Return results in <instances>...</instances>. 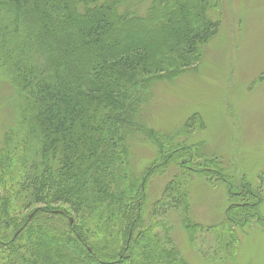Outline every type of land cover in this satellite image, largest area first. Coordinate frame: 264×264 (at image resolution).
<instances>
[{"label":"trees","instance_id":"16d2710c","mask_svg":"<svg viewBox=\"0 0 264 264\" xmlns=\"http://www.w3.org/2000/svg\"><path fill=\"white\" fill-rule=\"evenodd\" d=\"M145 2L0 0V82L17 101L0 147V264H189L165 220L173 210L191 245L204 235L230 261L237 229L264 225V170L239 191L219 178L224 220L193 222L192 176L214 179L202 143L176 141L204 122L195 114L168 137L144 121L151 87L194 68L218 35L221 0H150L140 14ZM137 134L158 150L141 173ZM171 165L151 201L152 178Z\"/></svg>","mask_w":264,"mask_h":264},{"label":"rangeland","instance_id":"374dc122","mask_svg":"<svg viewBox=\"0 0 264 264\" xmlns=\"http://www.w3.org/2000/svg\"><path fill=\"white\" fill-rule=\"evenodd\" d=\"M149 2L134 8L142 14ZM210 15L221 26L218 35L204 47L202 60L171 82L155 83L144 108L145 124L168 137L174 136L191 116L202 118L205 129H196L190 137L176 142L185 146L202 143L203 158L199 161L205 162L214 180L192 176L190 216L206 227L219 225L231 203L227 184L219 178L239 191L244 183L255 186L264 170V0H221L218 10ZM11 90L0 82V147L7 126L16 116V99L7 103ZM135 140L134 166L141 173L158 150L141 134ZM177 170L171 165L162 176L152 178L151 201ZM260 213L264 216V205ZM165 220L171 227L172 240L189 264H264L263 224L253 222L237 229L238 250L228 261L225 252L216 251L204 235L199 238L203 243L190 244L181 211H169Z\"/></svg>","mask_w":264,"mask_h":264},{"label":"water","instance_id":"95a60500","mask_svg":"<svg viewBox=\"0 0 264 264\" xmlns=\"http://www.w3.org/2000/svg\"><path fill=\"white\" fill-rule=\"evenodd\" d=\"M32 216H33V214L30 216V218H32ZM71 222H72V220H71Z\"/></svg>","mask_w":264,"mask_h":264}]
</instances>
